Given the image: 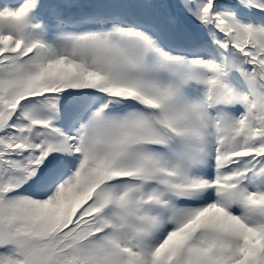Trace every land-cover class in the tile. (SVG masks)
Instances as JSON below:
<instances>
[{
  "label": "snow or ice",
  "instance_id": "snow-or-ice-1",
  "mask_svg": "<svg viewBox=\"0 0 264 264\" xmlns=\"http://www.w3.org/2000/svg\"><path fill=\"white\" fill-rule=\"evenodd\" d=\"M0 264H264V0L0 2Z\"/></svg>",
  "mask_w": 264,
  "mask_h": 264
},
{
  "label": "rangeland",
  "instance_id": "rangeland-1",
  "mask_svg": "<svg viewBox=\"0 0 264 264\" xmlns=\"http://www.w3.org/2000/svg\"><path fill=\"white\" fill-rule=\"evenodd\" d=\"M11 1V3H16L17 2V0H10Z\"/></svg>",
  "mask_w": 264,
  "mask_h": 264
}]
</instances>
